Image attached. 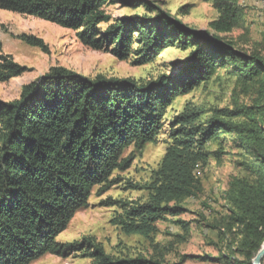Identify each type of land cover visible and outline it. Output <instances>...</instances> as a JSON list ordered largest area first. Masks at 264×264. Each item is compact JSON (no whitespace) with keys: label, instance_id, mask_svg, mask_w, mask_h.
<instances>
[{"label":"trees","instance_id":"obj_1","mask_svg":"<svg viewBox=\"0 0 264 264\" xmlns=\"http://www.w3.org/2000/svg\"><path fill=\"white\" fill-rule=\"evenodd\" d=\"M118 1L142 5L148 13L112 20L105 7ZM212 4L217 18L198 30L149 0H0L2 10L74 30L85 46L105 49L122 60L133 54L138 65L151 62L170 46L189 49L175 72L146 82L91 78L54 66L24 84L18 98L0 99V264H30L45 254L62 258L78 254L90 258L91 264H165L161 251L155 250L156 256L115 257L93 237L67 243L56 237L88 205L94 187L105 192L116 183L111 179L114 171L129 168L133 156L123 157L124 151L131 146L141 150L153 141L166 128L173 101L222 67L243 83V89L257 91L252 102L222 108L186 105L167 121L166 152L152 182L142 187L149 190L148 200L108 203L123 210L114 222L125 233L151 239L157 222L182 214L185 199L203 194L196 173L207 164L206 145L225 134L224 143L238 150L245 174L231 176L224 190L219 188L226 200L227 214L222 218L226 233H220L226 253L215 260L253 264L264 242V55L243 49L224 34L240 23L243 6L238 0ZM22 38L44 48L39 38ZM23 71L1 56V82ZM207 112L210 116L201 121ZM176 222L186 233L178 237L186 241L187 223ZM191 256L184 255L183 261Z\"/></svg>","mask_w":264,"mask_h":264},{"label":"rangeland","instance_id":"obj_2","mask_svg":"<svg viewBox=\"0 0 264 264\" xmlns=\"http://www.w3.org/2000/svg\"><path fill=\"white\" fill-rule=\"evenodd\" d=\"M149 1L181 23L198 30L207 29L208 23L218 15L212 0ZM238 3L243 6L240 23L224 34L243 49L264 55V0H238ZM105 10L112 20L131 14L148 13L142 5L131 6L121 1L107 4ZM104 26L101 25L102 29ZM23 36L41 39L44 48L28 44ZM188 54L189 49L174 45L164 49L151 62L138 65L133 54L122 60L105 49L95 50L85 46L74 30L0 9V61L1 56H8L24 68L21 75L8 81H0V99L3 101L18 98L24 84L42 77L50 67H65L91 78L103 75L146 82L175 72V67L181 66ZM242 84L236 76L227 73L226 67L218 68L209 80L189 93L178 96L168 108L166 119L170 120L186 105L222 108L250 104L257 91L252 87L243 89ZM210 114H204L201 121H205ZM167 121L164 123L166 128L141 150L131 146L124 151L123 157L133 156L129 168L114 171L111 179L116 180V183L105 192L99 193L100 188L94 187L88 205L75 213L67 228L56 237V241L67 243L87 236L93 237L103 245L108 254L115 257L156 256V251H161L165 264H219L215 258L226 253V243L221 240L220 233H226L222 230V218L227 214L226 200L219 188L223 191V186L231 176L245 174L239 166L243 159L238 155V150L224 143L225 134L206 145L210 152L207 164L202 173H196L201 176L203 194L185 199L182 205L186 211L182 214L157 222L158 231L151 239L138 234H127L114 222L123 210L108 202L148 200L149 190L142 187L152 182L154 171L166 152L170 140ZM216 150H222L223 153L216 156L213 154ZM197 168L201 169L198 165ZM204 203L208 206L205 207ZM177 220L187 223L186 241H181L178 237H185L186 233ZM184 255L192 256L183 261ZM30 264H91V259L78 254L67 258L45 254Z\"/></svg>","mask_w":264,"mask_h":264},{"label":"water","instance_id":"obj_3","mask_svg":"<svg viewBox=\"0 0 264 264\" xmlns=\"http://www.w3.org/2000/svg\"><path fill=\"white\" fill-rule=\"evenodd\" d=\"M264 259V242L260 248V250L256 253L255 257L252 260L253 264H262V260Z\"/></svg>","mask_w":264,"mask_h":264}]
</instances>
